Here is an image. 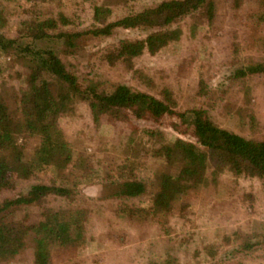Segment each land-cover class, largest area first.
Returning a JSON list of instances; mask_svg holds the SVG:
<instances>
[{
    "label": "trees",
    "instance_id": "obj_1",
    "mask_svg": "<svg viewBox=\"0 0 264 264\" xmlns=\"http://www.w3.org/2000/svg\"><path fill=\"white\" fill-rule=\"evenodd\" d=\"M46 2L23 0L19 14H8L17 16L13 26L0 17V54L17 60L13 73H0V263L53 264L55 250L79 254L93 241L96 224L113 227L112 218L155 224L158 258L144 254L142 264H233L236 256L264 251V229L189 226L193 209L186 199L203 195L211 213L224 204L211 199L220 188L240 189L242 205L260 199L252 184L239 182L264 187V132L249 137L217 126L209 110L221 87L209 86L204 73L214 68L228 73L229 84L243 86V107L225 108L256 127L247 81L264 78V0H224L221 28L212 26L214 0H157L129 6L115 20H109L113 6L127 0H82L91 13L87 23L85 8L48 11ZM88 36L112 41L91 66L120 65L138 76V88L116 82L107 90L99 74H83L79 63L63 61ZM183 36L206 42L208 59L195 63L198 90L189 99L208 96L206 108H183L178 89L136 67ZM48 43L64 49L57 53ZM76 104L84 105L85 117L75 114ZM83 122L95 131L119 126V156L104 147L99 154H78L76 124ZM91 183L110 191L86 197L81 189Z\"/></svg>",
    "mask_w": 264,
    "mask_h": 264
},
{
    "label": "rangeland",
    "instance_id": "obj_2",
    "mask_svg": "<svg viewBox=\"0 0 264 264\" xmlns=\"http://www.w3.org/2000/svg\"><path fill=\"white\" fill-rule=\"evenodd\" d=\"M22 1L0 0V2L8 6L6 9L3 6L0 7V17L8 26H13L17 21L16 15L9 16L8 14L13 13L11 12L13 9L16 11L15 13H20L21 10L18 6L23 4ZM155 1L157 0H127L123 6L114 5L109 20H115L124 15L129 6L138 8L141 5ZM214 3L215 15L212 26L214 28H221L226 24L225 3L224 0H214ZM84 8L86 11L82 13V17L85 23H87L91 14L87 2L82 4V0H47L45 3L46 10H81ZM79 21L83 23L82 19ZM204 31V28H199L200 34L206 33ZM123 35L122 33H118L116 37L118 38ZM111 42L110 38H94L88 36L79 42L80 50L69 57L62 56L63 61L79 63L78 69L83 74L87 71L99 74L101 79L105 81V89L107 90H110L116 82H124L131 87L138 88L139 82H141L138 76L126 72L120 65L113 68H97V66H91L99 51ZM45 46H49L57 53L64 49V45L61 43H50L49 45L45 44ZM206 49V42L203 39L198 37L195 41H190L183 36L180 41L169 42L155 57H143L138 61L136 67L148 70L147 74L153 76V81H156L157 77H162L164 82L172 85L174 89H178L180 91L179 96H181L180 101L182 102L183 108H189L195 105H202L206 108L205 104L209 103L210 99L208 96L204 95L202 98L197 97V99L195 98L196 100H189L191 95L198 90V86H196L198 73H195V63L208 59ZM16 65L17 60L15 57L8 56L6 58L0 54V73L3 77L6 73H13ZM210 71V73H204L205 81L211 87H221L217 91L216 97L211 96L213 104L209 110V115L212 121L217 126L234 131L243 136H257L259 133L264 132V78L247 81L257 120V126L250 128L245 118L236 116L229 108H225V105L231 108L243 107V86L238 83L229 84L228 73H220L214 68ZM228 84L229 86L226 91L222 94L219 93ZM205 86L201 89L204 93L206 91ZM75 114L85 117L86 113L84 112L83 104L75 105ZM63 123L64 121H60L61 125H65ZM76 125L78 134L75 142H77L78 154L84 157L90 155L91 152L99 154L98 152L104 147L109 155L119 156L121 149V130L119 126L102 125L95 131L89 123L83 122ZM170 136L172 135H168V137ZM86 149L90 151H86ZM225 182L227 183V181ZM239 183L241 187H245L249 183L252 184V190L260 196V199L256 203H244L242 205L240 199L237 198L240 189L226 192L220 188L217 194H214L211 199L215 205L219 202H224V204L221 207H214L215 210L211 213L210 210L212 208L209 205L208 198H205L203 195L200 196V194H190L186 199L191 201V209L193 211L191 213L192 215H190L191 220L188 221V225L191 227L199 226L203 230H210L213 226L230 224L238 232L262 231L264 229V187L261 189L258 181H240ZM109 191V187L95 183L83 185L81 189V193L84 196L96 199L105 196ZM228 193L232 194L231 196L234 200L237 198L236 202H230V195ZM109 215L111 214L107 216L109 217ZM112 219H114L113 227L100 225V221L96 224L98 229L93 230V241L83 247L81 253L75 254L77 253L75 252L71 255L55 250L53 264H68L66 263L67 258L73 260L72 264L75 261L78 264H142V255L146 254L147 256L150 253L153 258H158L156 248L160 245V242H158L155 224L144 223L139 225L134 222H125V220H120V218ZM141 241L142 243H140ZM148 244L151 245V248H148ZM69 255L71 256L69 257ZM233 264H264V251L257 249L247 255L236 256L233 258Z\"/></svg>",
    "mask_w": 264,
    "mask_h": 264
}]
</instances>
